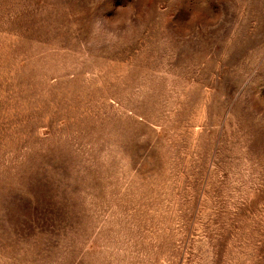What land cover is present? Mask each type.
Segmentation results:
<instances>
[{
  "label": "rangeland",
  "instance_id": "rangeland-1",
  "mask_svg": "<svg viewBox=\"0 0 264 264\" xmlns=\"http://www.w3.org/2000/svg\"><path fill=\"white\" fill-rule=\"evenodd\" d=\"M0 264H264V0H0Z\"/></svg>",
  "mask_w": 264,
  "mask_h": 264
}]
</instances>
